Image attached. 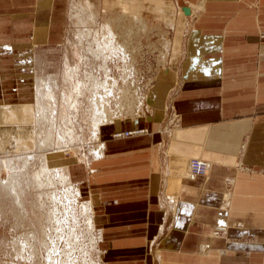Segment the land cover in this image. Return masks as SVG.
Instances as JSON below:
<instances>
[{
    "label": "crops",
    "instance_id": "1",
    "mask_svg": "<svg viewBox=\"0 0 264 264\" xmlns=\"http://www.w3.org/2000/svg\"><path fill=\"white\" fill-rule=\"evenodd\" d=\"M168 1L183 15L177 82L145 120L102 127L100 157L70 166L96 199L99 254L104 264H264V0ZM66 4L0 0L1 111L32 104L41 51L64 41ZM139 127L148 131L110 137ZM191 157L206 171L180 176Z\"/></svg>",
    "mask_w": 264,
    "mask_h": 264
},
{
    "label": "rangeland",
    "instance_id": "2",
    "mask_svg": "<svg viewBox=\"0 0 264 264\" xmlns=\"http://www.w3.org/2000/svg\"><path fill=\"white\" fill-rule=\"evenodd\" d=\"M66 13L63 43L41 51L44 76L33 83L32 104L0 109V264H104L96 199L81 195L70 166L101 155L91 119L109 116L100 134L110 123L145 120L150 100L177 82L183 15L170 1L67 0ZM11 177L12 189L3 183Z\"/></svg>",
    "mask_w": 264,
    "mask_h": 264
},
{
    "label": "bare ground",
    "instance_id": "3",
    "mask_svg": "<svg viewBox=\"0 0 264 264\" xmlns=\"http://www.w3.org/2000/svg\"><path fill=\"white\" fill-rule=\"evenodd\" d=\"M109 31V30H108ZM102 41H104V40H102ZM108 41V40H107ZM115 41V40H114ZM105 43V42H104ZM107 43V42H106ZM104 45V44H103ZM109 45V44H108ZM106 47V46H105ZM119 47H121L120 45H119ZM109 48V47H108ZM122 48V47H121ZM101 49H102V46H101ZM114 49V48H113ZM120 49V48H119ZM98 50V49H97ZM109 50V49H108ZM102 52V51H101ZM112 52V51H111ZM89 53V52H88ZM93 54V53H92ZM66 72V74L68 75V76H70V72H71V70H66L65 71ZM102 84V83H101ZM86 89V88H85ZM91 89V88H90ZM21 105V104H20ZM25 105V104H24ZM41 105V104H40ZM40 105H38V106H40ZM9 107V106H8ZM7 107V108H8ZM19 107V106H18ZM17 107V108H18ZM10 108V107H9ZM11 108H12V106H11ZM21 108V107H20ZM11 110V109H10ZM17 110V109H16ZM26 110V109H25ZM24 115V114H23ZM33 117V116H32ZM20 118V117H19ZM102 118V117H101ZM109 118V116L108 117H106V116H104L103 118H102V120H103V122H100V120H99V117L97 116V117H94V119L92 120L91 119V123H92V127L93 128H95V130H94V134H93V136H96V137H98V135H99V133H100V126L101 125H106V123H104V121L106 120V119H108ZM39 119V118H38ZM5 123V122H4ZM109 125V124H108ZM28 132V131H27ZM128 136V135H127ZM123 138V137H122ZM50 142H51V134H50V132H48V134H46V136L44 137V139L43 140H41V144H43V145H50ZM7 147H8V145H7ZM12 147V146H11ZM61 150V149H60ZM58 151H59V149H58ZM59 154V153H58ZM47 158H49V157H47ZM52 158V157H51ZM54 161V160H53ZM44 164V163H43ZM43 170L45 171V169L43 168ZM42 170V171H43ZM46 171H47V169H46ZM42 173V172H41ZM18 175V174H17ZM18 178V177H17ZM14 179V184H15V186H17L16 184L18 183V182H20L19 181V179ZM48 178V177H47ZM61 178L63 179V181H64V179L67 181V179L70 181V174H69V172L67 173V174H61ZM2 180V179H1ZM31 180V182H33L35 185H39V173L37 174V173H35V175H33V178H31L30 179ZM33 180V181H32ZM30 182V183H31ZM8 188H11L12 187V184H13V179H12V177L11 178H7V179H5L4 180V182H3ZM4 187V186H3ZM17 188H19L18 186H17ZM12 189V188H11ZM88 207V206H87ZM93 213V212H92ZM90 217V216H89Z\"/></svg>",
    "mask_w": 264,
    "mask_h": 264
},
{
    "label": "built area",
    "instance_id": "4",
    "mask_svg": "<svg viewBox=\"0 0 264 264\" xmlns=\"http://www.w3.org/2000/svg\"><path fill=\"white\" fill-rule=\"evenodd\" d=\"M154 74H155V71L153 72V75ZM150 81H151L150 83H153V82L155 83L156 82L155 81V75H154L153 79L150 80ZM151 85H150V87H151ZM134 89H135V91H136L137 94L139 92H141V94L139 95L140 98L143 97L142 96V93L143 92L141 90H139V92H138L135 87H134ZM145 108L146 107H144V110H146ZM142 130L143 131H146V129L144 127L143 128L139 127V129L138 128H129V129L125 128L124 130H115V131H112L111 134H112V136L114 138H119V137H125L127 135L137 134L139 132H142ZM206 169H207L206 161L204 159L200 158V157H197V158L191 157V158H189L187 160V172H188V174H189L190 177H193L194 175H197L198 173H204L206 171Z\"/></svg>",
    "mask_w": 264,
    "mask_h": 264
},
{
    "label": "water",
    "instance_id": "5",
    "mask_svg": "<svg viewBox=\"0 0 264 264\" xmlns=\"http://www.w3.org/2000/svg\"><path fill=\"white\" fill-rule=\"evenodd\" d=\"M182 9H184L185 13H188V8H186V6H183Z\"/></svg>",
    "mask_w": 264,
    "mask_h": 264
}]
</instances>
